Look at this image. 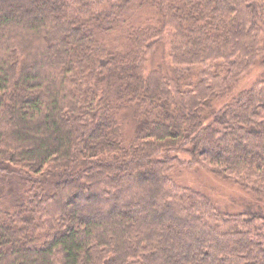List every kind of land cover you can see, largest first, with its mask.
Masks as SVG:
<instances>
[{
    "label": "trees",
    "instance_id": "trees-1",
    "mask_svg": "<svg viewBox=\"0 0 264 264\" xmlns=\"http://www.w3.org/2000/svg\"><path fill=\"white\" fill-rule=\"evenodd\" d=\"M0 264H264V0H0Z\"/></svg>",
    "mask_w": 264,
    "mask_h": 264
},
{
    "label": "rangeland",
    "instance_id": "rangeland-1",
    "mask_svg": "<svg viewBox=\"0 0 264 264\" xmlns=\"http://www.w3.org/2000/svg\"><path fill=\"white\" fill-rule=\"evenodd\" d=\"M172 177L180 183L188 184V185L197 187L199 189H202L204 191L210 190V191H206V192H209L211 196L217 198L219 201L221 200L219 195H218V191H222V190L218 189L217 187H215L211 184H209L208 182H204V179H206V178L211 179L209 174L205 171L195 170L193 172L192 170L191 171L189 170V171H184L183 173H178L176 175H172ZM218 185H220V184H218ZM203 186L205 187L206 190L204 189ZM219 187H222L224 189H230L228 186H223V185H220Z\"/></svg>",
    "mask_w": 264,
    "mask_h": 264
}]
</instances>
